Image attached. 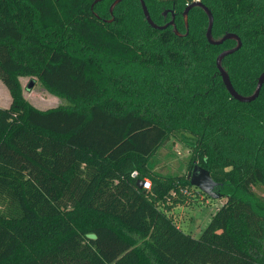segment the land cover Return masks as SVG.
<instances>
[{
  "label": "trees",
  "instance_id": "16d2710c",
  "mask_svg": "<svg viewBox=\"0 0 264 264\" xmlns=\"http://www.w3.org/2000/svg\"><path fill=\"white\" fill-rule=\"evenodd\" d=\"M113 1L0 0V81L12 97L0 106V264H264V83L253 101L232 97L216 60L236 40L210 43L198 5L186 33L194 0H145L182 35L153 27L140 0L108 21ZM201 1L214 37L241 38L223 65L252 94L264 0ZM25 76L69 103L33 105ZM173 137L190 150L183 176L151 160ZM195 164L225 198L198 238L172 214L204 194L190 182ZM145 178L151 189L138 186Z\"/></svg>",
  "mask_w": 264,
  "mask_h": 264
},
{
  "label": "rangeland",
  "instance_id": "374dc122",
  "mask_svg": "<svg viewBox=\"0 0 264 264\" xmlns=\"http://www.w3.org/2000/svg\"><path fill=\"white\" fill-rule=\"evenodd\" d=\"M32 80L34 84L31 89H28L27 86ZM22 86L25 98L39 108L53 107L59 103H69L67 99H62L42 87L34 77L25 76ZM9 98L10 93L7 87H0V106L8 105ZM151 160L156 162V171L167 175L183 176L189 172L190 150L177 138L173 137L152 155ZM196 188L200 190L198 187ZM255 190L259 194H264V187L257 186ZM213 191L218 197L214 198L207 196L205 193H198L200 191L186 192L191 196L188 197L187 202L179 203L172 209L175 221L184 232L196 238L201 236L212 216L225 202V198L217 192L216 188ZM193 194H195V197L192 198Z\"/></svg>",
  "mask_w": 264,
  "mask_h": 264
},
{
  "label": "water",
  "instance_id": "95a60500",
  "mask_svg": "<svg viewBox=\"0 0 264 264\" xmlns=\"http://www.w3.org/2000/svg\"><path fill=\"white\" fill-rule=\"evenodd\" d=\"M98 0H95L94 3H96ZM122 0H114L110 6V14L112 15V17L110 19H108V21L113 19V13H114V8L115 6L121 2ZM141 4H142V8H143V12L145 14L146 19L148 20V22L155 28L158 29H163L166 28L169 25L173 26L174 31L178 34V35H182V33L177 29L175 22H174V15L173 18L166 22L165 24H158L156 23L149 12V9L147 7V4L145 2V0H140ZM198 5L204 8V10L206 11L207 15H208V27H207V31H206V36L207 39L210 43L212 44H221L223 43L225 40L227 39H235L236 40V45L231 47V48H227L224 49L217 57V67L220 71V74L222 76L223 82L225 83L228 91L230 92V94L232 95V97H234L237 100L243 101V102H250L255 100L260 93V90L262 88V85L264 83V71L259 75L258 77V82H257V86L255 91L252 94L249 95H244L239 93L233 86L232 81L230 79L229 73L227 72L226 68L223 65V59L226 55L233 53L235 51H237L241 45H242V40L241 38L236 34V33H232V32H227L225 33L223 36L216 38L213 35L212 29H213V23H214V16L212 11L209 9L208 6H206L201 0H194L193 2H191L190 4H188L184 10V17L186 20V26H187V32L188 33V12L190 10L191 7ZM34 84V81L32 80L27 88L31 89L32 86ZM190 182L193 186L198 187L201 191H203L204 193H206L207 195L211 196V197H218L217 194L213 191V189L218 185V182L216 180L213 179V177L211 176V173L208 169L202 167L199 164H195L193 169L191 170L190 173ZM142 183L143 180H138V186L142 187ZM87 236L89 238H96L97 235L95 233H88Z\"/></svg>",
  "mask_w": 264,
  "mask_h": 264
},
{
  "label": "built area",
  "instance_id": "2783aa9c",
  "mask_svg": "<svg viewBox=\"0 0 264 264\" xmlns=\"http://www.w3.org/2000/svg\"><path fill=\"white\" fill-rule=\"evenodd\" d=\"M132 175H133V176L138 175V171H136V170L133 171ZM142 187H143L144 189H151V187H152V182H151V180H150L149 178H145V179L143 180ZM185 192H186V190H185Z\"/></svg>",
  "mask_w": 264,
  "mask_h": 264
},
{
  "label": "crops",
  "instance_id": "0c3cea01",
  "mask_svg": "<svg viewBox=\"0 0 264 264\" xmlns=\"http://www.w3.org/2000/svg\"><path fill=\"white\" fill-rule=\"evenodd\" d=\"M23 78L24 77H21V82H22V84H23ZM3 86V88L5 87V85L0 81V87H2ZM8 90V89H7ZM6 91V90H5ZM9 91V90H8ZM10 93V92H9ZM11 102H12V98H11V95H10V98H9V104L8 105H4L3 107H7V106H10V104H11Z\"/></svg>",
  "mask_w": 264,
  "mask_h": 264
}]
</instances>
